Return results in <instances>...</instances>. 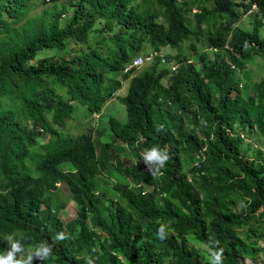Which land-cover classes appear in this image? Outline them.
I'll return each mask as SVG.
<instances>
[{
	"label": "trees",
	"instance_id": "obj_1",
	"mask_svg": "<svg viewBox=\"0 0 264 264\" xmlns=\"http://www.w3.org/2000/svg\"><path fill=\"white\" fill-rule=\"evenodd\" d=\"M252 3L264 24V0H65L71 13L61 22L42 11L27 15V0H0V251L7 247L4 237L17 230L49 242L63 231L67 238L56 242L54 256L34 264H86L90 255L97 264H200L186 237L193 233L207 246L219 241L223 264H245V257L264 264V243L243 231L264 233V148L249 155L251 144L243 145L240 134L255 129L264 137V79L256 95L236 74L245 73L254 55L264 59L259 27L235 23ZM99 30L100 47H68L69 39L86 41ZM190 35H204L206 46L225 50L226 57L206 62L205 48L184 54L181 43ZM145 41L156 55L142 69L124 71L140 55L131 50ZM165 45L176 52L163 57ZM43 49L54 52L39 57ZM117 76L128 78L120 96L126 118L108 116L111 140L126 143L137 160L153 144L167 145L172 158L158 179L142 160L117 158V170L137 187L116 181L115 197L104 200L95 187L106 163L92 128L64 134L55 125L65 124L74 101L99 112ZM42 129L52 133L44 141ZM60 184L77 204L68 224L59 216L66 199L52 198L63 191ZM162 226L164 240L157 238Z\"/></svg>",
	"mask_w": 264,
	"mask_h": 264
},
{
	"label": "rangeland",
	"instance_id": "obj_2",
	"mask_svg": "<svg viewBox=\"0 0 264 264\" xmlns=\"http://www.w3.org/2000/svg\"><path fill=\"white\" fill-rule=\"evenodd\" d=\"M29 3V12L27 15L36 13L38 11H42L46 14V16L55 15L57 16L58 20L61 22L63 19H65L70 13H71V6L67 5L65 6V0H27ZM133 2H137L138 0H132ZM195 9L192 8V11ZM256 12V7L253 8V11L250 13H246L244 11L241 12L239 19L235 22L237 25L244 27V28H251L253 25H257L260 29V34L264 35V24L261 19V15ZM96 26L98 28L101 27V21L97 22ZM203 27H206L203 25ZM217 30V27H213V33H215ZM102 36V31L99 30L97 32H92L89 34L86 41L81 40H75V39H69L68 40V47H72V49H86L87 44L90 43L91 45H97L100 47L99 43L97 42V39ZM206 37L204 35H201L198 40H195L192 35L184 38L181 43V51L188 55L189 57L193 56V52H198L205 48L207 51V58L206 62L211 61L214 58H220V57H226V51L221 49H215L213 47L206 46ZM192 42L195 43V47L192 46ZM177 47H173L170 45L162 46L160 49L161 55L164 57L165 54H174L176 52ZM54 52V49H43L39 50L37 55L39 57L43 55H49ZM75 52V51H73ZM72 52V53H73ZM152 52V48L148 45V43L145 41L140 46L139 50H131V55L134 54H148ZM58 53H63L62 50H58ZM105 54V53H103ZM75 57V55H73ZM164 60V59H163ZM193 61L197 63L198 60L197 57H193ZM165 62H167V58L165 57ZM161 62V63H165ZM150 63V60H143L141 63L142 65L135 70L138 71L142 69L143 67L147 66ZM172 64V61H171ZM264 59L260 55H254L251 60H248L245 65V73H243V70L240 68V70L236 71L237 77L240 80V83L243 84V87L246 85L247 92L251 94H258L262 81L264 79ZM171 67V65H170ZM168 80V75H166L163 78V81L166 82ZM50 84L52 85L54 82H52L51 78H49ZM114 84L115 91L111 97H109L108 100H106L102 106L99 112H91L89 113L87 106L85 103L73 102V108L70 113V115L67 117L66 122L64 125H55L57 130H60L62 133H75L78 132L77 130L80 127L83 126H89L92 128V134L95 137V143H96V151L98 157L104 159L106 163V168L103 170L102 173L97 174V185L96 190L99 193V195L106 200L107 198H113L115 197L117 190L114 186V183L116 181L121 182H128L129 185L133 188H136L137 185H135L130 179L123 176L115 167L114 161L117 158H121L125 163H129L131 161L137 160V155L130 151L129 149H126L127 145L126 143L122 141H112V136L110 135V127L108 122V116L114 115L117 118L124 120L126 118V107L125 104L120 100V96L126 93L127 85H128V78H122L120 76H117L116 79H112L111 81ZM207 82L209 84L212 83V79L208 78ZM56 90L60 92L61 94L65 95V86H61L59 84H55ZM236 92L235 89H231L230 93L233 95ZM13 104L16 106H19L18 101L14 100ZM49 117V112L46 113ZM29 127H31V124H29ZM45 128V127H44ZM245 130V129H244ZM41 135L38 136V138L42 141L47 139L49 135H51V132H48L46 129H42ZM244 138H243V145L251 144L250 149L248 150V154L252 155L256 151V147H259L260 149L264 148V137L259 135L255 129H249L248 131H244ZM109 142L110 145H106V143ZM33 147L38 146L32 145ZM126 149V151L124 150ZM183 153H188V148L183 151ZM191 160L187 161L184 166L187 168V171H189L191 167ZM198 160L194 161L193 164H196ZM61 167L63 168H69L71 167V164L69 162H61ZM59 187L63 188V191L61 194H57V192H54L52 194V198L54 201L59 200L60 198L66 199L67 203L65 206H63L59 211V216L61 218V221L63 223H70L71 219H73L76 216L77 211V204L76 202L70 197V191L66 184H60ZM241 230V228H239ZM243 231H246L247 238H257L260 242L264 243V233H261L260 235H253L252 230L247 229V227H244ZM260 232V230H259ZM188 243L195 247L199 254V262L200 264L203 263L205 259L208 258V251L206 250L208 248L207 244L200 241L193 233H189L186 235ZM105 240V239H104ZM244 262H248L251 264L253 261L251 259H240ZM262 262L260 259L258 260Z\"/></svg>",
	"mask_w": 264,
	"mask_h": 264
},
{
	"label": "clouds",
	"instance_id": "obj_3",
	"mask_svg": "<svg viewBox=\"0 0 264 264\" xmlns=\"http://www.w3.org/2000/svg\"><path fill=\"white\" fill-rule=\"evenodd\" d=\"M190 59L192 61V58ZM170 65L171 62L169 66ZM163 131V125L156 127L157 133ZM171 158V153L167 145L160 146L159 144H153L151 147L145 148L141 151L140 157L136 163L139 164L142 160L146 164L147 171L151 177L153 179H158L162 175L163 169ZM166 236L167 233L162 226L157 231V238L164 240L166 239ZM66 238V234L61 231L53 236L51 242L48 240L34 241L17 230L4 237L7 247L4 251H0V264H34V261L36 260L44 262L54 256L53 249L56 246V242ZM206 250L208 251L209 264H223L225 250L223 247H220L219 241L210 240ZM86 264H97V259L90 255L86 258Z\"/></svg>",
	"mask_w": 264,
	"mask_h": 264
},
{
	"label": "built area",
	"instance_id": "obj_4",
	"mask_svg": "<svg viewBox=\"0 0 264 264\" xmlns=\"http://www.w3.org/2000/svg\"><path fill=\"white\" fill-rule=\"evenodd\" d=\"M254 7H256V4L255 3H252L251 8L247 12H249L250 10H252ZM154 55H156V52L155 51H152V52H150V53H148L146 55H142V54L137 55V56L133 57L131 59V61L128 62L125 65V67H124L123 70L126 71V70H130V69H136V68H138V66L140 67L142 65L141 63L143 62V60H145V61L146 60H151L154 57ZM187 61H191V59L189 58V59H187ZM175 65H176L175 63H172L171 64V69H173L175 67ZM240 134H241V136H244V133L243 132H240ZM245 263L246 264H249L247 261ZM251 264H254V262H252Z\"/></svg>",
	"mask_w": 264,
	"mask_h": 264
},
{
	"label": "crops",
	"instance_id": "obj_5",
	"mask_svg": "<svg viewBox=\"0 0 264 264\" xmlns=\"http://www.w3.org/2000/svg\"><path fill=\"white\" fill-rule=\"evenodd\" d=\"M247 13V12H246Z\"/></svg>",
	"mask_w": 264,
	"mask_h": 264
}]
</instances>
